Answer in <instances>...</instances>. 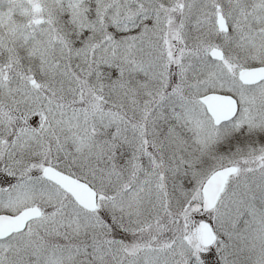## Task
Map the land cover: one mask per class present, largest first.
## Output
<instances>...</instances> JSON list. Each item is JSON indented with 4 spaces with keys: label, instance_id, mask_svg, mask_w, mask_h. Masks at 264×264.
Masks as SVG:
<instances>
[{
    "label": "snow or ice",
    "instance_id": "1",
    "mask_svg": "<svg viewBox=\"0 0 264 264\" xmlns=\"http://www.w3.org/2000/svg\"><path fill=\"white\" fill-rule=\"evenodd\" d=\"M0 264H264V0H0Z\"/></svg>",
    "mask_w": 264,
    "mask_h": 264
}]
</instances>
